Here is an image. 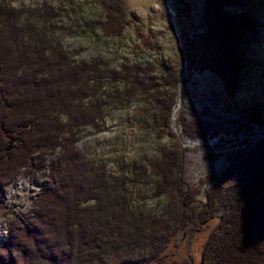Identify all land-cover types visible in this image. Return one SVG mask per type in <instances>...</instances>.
I'll return each mask as SVG.
<instances>
[{
	"label": "trees",
	"instance_id": "1",
	"mask_svg": "<svg viewBox=\"0 0 264 264\" xmlns=\"http://www.w3.org/2000/svg\"><path fill=\"white\" fill-rule=\"evenodd\" d=\"M96 1L103 7L104 19L98 22L104 32L121 34L127 23L123 0ZM251 1L205 0L203 30L181 33L185 82L193 72L209 70L236 97L240 80L257 62L253 45L261 24L248 10ZM175 2L179 21L190 12L185 0ZM42 8L47 18L53 16L44 3ZM44 10L37 13L45 15ZM28 13L0 0V197L26 165L35 172L47 170L30 209L7 221L0 264H165L164 250L178 230H199L214 217L218 222L203 246L202 264H264V139L238 154L224 170L227 175H218L214 191L207 190L194 208L192 191L177 175V150L163 151L150 166L155 194L166 195V208L158 216L134 211L126 193L128 177L111 176L85 158L74 148L76 135L82 125L98 127L107 78L125 84L126 99L137 92L151 99L157 123L169 126L180 75L167 73L169 91L157 88L140 65L113 70L96 61L73 64ZM180 97L185 101V93ZM59 116L65 117L62 125ZM179 121L186 138L221 132L182 113Z\"/></svg>",
	"mask_w": 264,
	"mask_h": 264
},
{
	"label": "rangeland",
	"instance_id": "2",
	"mask_svg": "<svg viewBox=\"0 0 264 264\" xmlns=\"http://www.w3.org/2000/svg\"><path fill=\"white\" fill-rule=\"evenodd\" d=\"M4 1L11 7L28 11L29 21L43 28L52 42L60 43L73 64L96 61L113 70L125 64L140 65L149 70L157 88L169 91L173 89L165 80L167 73L180 75L169 126H159L155 119L157 109L151 99H145L141 92L126 99L125 84L107 78L99 96L106 100V105L97 121L98 127L82 125L76 135L74 148L85 158L101 164L111 176L128 177L126 193L134 211L158 216L166 208V195L155 194V176L150 166L163 151L177 150L180 157L177 175L192 191L194 208L205 199L207 190L214 191L218 175H227L224 170L237 161L238 154L264 139V0H252L248 7L261 24L253 45L257 62L243 75L235 98L209 70L193 72L191 80H184L186 63L181 52V33L192 36L203 30L205 0H185L190 14L181 16L179 21L175 0H167L175 15L165 0H123L127 23L119 35L104 32L98 22L104 19V11L96 0ZM43 3L52 17L47 18ZM39 9L45 15H39ZM181 93H185V101ZM180 113L190 120L209 123L211 128L216 126L221 132L215 136L186 138L179 121ZM58 121L62 125L65 117L59 116ZM57 152L58 148L46 160ZM44 170L46 167L35 172L26 165L3 188L0 237L5 235L10 218L30 209L45 181L41 176ZM217 222L218 217H214L199 230H178L164 250L163 262L202 264L203 246Z\"/></svg>",
	"mask_w": 264,
	"mask_h": 264
},
{
	"label": "water",
	"instance_id": "3",
	"mask_svg": "<svg viewBox=\"0 0 264 264\" xmlns=\"http://www.w3.org/2000/svg\"><path fill=\"white\" fill-rule=\"evenodd\" d=\"M165 4H166L167 8L173 13V15H175V12H174L173 8L168 4L167 0H165ZM184 69H185V64L183 65V70ZM181 87H182V82H181V79H180V82H179V91L181 90ZM11 143H12V141L9 142V145H8L7 149H10Z\"/></svg>",
	"mask_w": 264,
	"mask_h": 264
},
{
	"label": "flooded vegetation",
	"instance_id": "4",
	"mask_svg": "<svg viewBox=\"0 0 264 264\" xmlns=\"http://www.w3.org/2000/svg\"><path fill=\"white\" fill-rule=\"evenodd\" d=\"M11 141H12V143H14L15 139H12ZM12 143H11V146H12ZM10 148H11V147H10Z\"/></svg>",
	"mask_w": 264,
	"mask_h": 264
},
{
	"label": "bare ground",
	"instance_id": "5",
	"mask_svg": "<svg viewBox=\"0 0 264 264\" xmlns=\"http://www.w3.org/2000/svg\"><path fill=\"white\" fill-rule=\"evenodd\" d=\"M175 113H176V110H175Z\"/></svg>",
	"mask_w": 264,
	"mask_h": 264
}]
</instances>
